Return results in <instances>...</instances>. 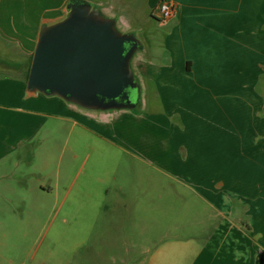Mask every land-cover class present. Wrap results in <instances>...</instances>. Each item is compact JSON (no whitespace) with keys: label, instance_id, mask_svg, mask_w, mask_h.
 I'll return each mask as SVG.
<instances>
[{"label":"crops","instance_id":"obj_1","mask_svg":"<svg viewBox=\"0 0 264 264\" xmlns=\"http://www.w3.org/2000/svg\"><path fill=\"white\" fill-rule=\"evenodd\" d=\"M69 1L0 0V160L45 133L61 134L70 128L71 133L80 129L97 134L100 124L110 128L122 116L157 130L172 124L177 130L160 138L159 150L153 144L137 153L143 166L131 173L144 174L145 189L157 192L146 194L145 203L160 207L162 176L176 191L193 190L198 204L216 212V220L203 216L212 225L217 222L206 237L222 240L229 231L249 230V223L245 225L241 218L229 223V199L223 192L239 195L245 187L250 192L259 188L246 184L245 172L264 155V0H169L177 7L176 16L150 23L154 30L145 32L138 20L155 19L152 10L161 0H85L142 44L132 60L141 86L140 103L132 110L112 111H86L59 97L27 91L41 27L65 19ZM139 32L143 36L138 37ZM140 105L145 112L136 111ZM246 112L253 116L249 132L244 130ZM235 121L245 135L230 147L232 138L219 128ZM166 141L169 150L163 149ZM128 199L116 203L124 205ZM196 238L197 243L166 240L161 248L159 242L148 264H160V257L164 264H180L175 252L188 255L190 264H210L208 241L203 235Z\"/></svg>","mask_w":264,"mask_h":264},{"label":"rangeland","instance_id":"obj_2","mask_svg":"<svg viewBox=\"0 0 264 264\" xmlns=\"http://www.w3.org/2000/svg\"><path fill=\"white\" fill-rule=\"evenodd\" d=\"M153 17L138 20L139 26L147 28L143 32L154 30L150 23H162ZM142 107L136 111L145 112ZM252 120L246 112L245 131L252 128ZM118 121L121 125L114 122L110 128L100 124L96 129L100 135L80 129L71 133L70 128L61 134L42 135L44 130L38 140L0 160V264H148L159 242L160 248L166 240L177 238L197 243L196 236L202 235L209 244L210 264H259L264 260V155L245 172L246 184L254 183L259 187L256 191L244 186L246 190L239 195L223 192L229 199V223L241 218L250 229L212 239L206 232L217 222L212 225L203 216L216 220L217 214L208 205L198 204L193 190L176 191L170 180L160 176V207L147 205L146 194L156 196L157 192L145 189L144 174L131 173L143 166L137 154L142 147L154 144L159 150L160 138L171 137L177 128L170 124L152 129L125 116ZM221 128L232 138L230 147L234 139L240 141L245 135L236 121ZM163 149H170L167 141ZM125 198L130 199L124 205L116 203ZM174 254L180 264H190L188 255ZM160 264H164L162 257Z\"/></svg>","mask_w":264,"mask_h":264},{"label":"water","instance_id":"obj_3","mask_svg":"<svg viewBox=\"0 0 264 264\" xmlns=\"http://www.w3.org/2000/svg\"><path fill=\"white\" fill-rule=\"evenodd\" d=\"M67 17L41 27L27 91L59 97L89 111L135 109L141 86L132 60L142 44L85 0H70Z\"/></svg>","mask_w":264,"mask_h":264},{"label":"built area","instance_id":"obj_4","mask_svg":"<svg viewBox=\"0 0 264 264\" xmlns=\"http://www.w3.org/2000/svg\"><path fill=\"white\" fill-rule=\"evenodd\" d=\"M158 12V15H157ZM157 19L162 21H169L173 19L177 14L176 5L169 0H161L153 12Z\"/></svg>","mask_w":264,"mask_h":264},{"label":"trees","instance_id":"obj_5","mask_svg":"<svg viewBox=\"0 0 264 264\" xmlns=\"http://www.w3.org/2000/svg\"><path fill=\"white\" fill-rule=\"evenodd\" d=\"M30 68H31V67H30ZM29 74H30V69H29V72H28V75H27V76H28V77H27V81H28V78H29Z\"/></svg>","mask_w":264,"mask_h":264}]
</instances>
